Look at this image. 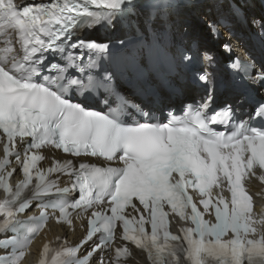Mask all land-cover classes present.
Listing matches in <instances>:
<instances>
[{"label":"snow or ice","instance_id":"6c2138e0","mask_svg":"<svg viewBox=\"0 0 264 264\" xmlns=\"http://www.w3.org/2000/svg\"><path fill=\"white\" fill-rule=\"evenodd\" d=\"M174 2L148 0L145 9L140 0H0V132L5 137L0 188L9 194L0 200V249L12 247L0 264H18L23 252L17 255L16 249L30 239L18 238L25 222L17 213L27 211L33 200L42 209L55 208V201H66L70 191L79 194L71 203L59 204L62 220L69 208L109 205L92 213L87 235L67 250L73 255L78 248L90 249L70 264H110L117 221L121 239L145 250L151 264H181L182 259L186 264H264V236L249 238L257 231L256 221L242 184V178L255 175L254 168L264 172V62L254 57L232 61V79L225 84L208 71L218 63L213 49L199 41H175L165 19ZM237 16L238 8L232 18ZM245 22L264 35V17H245ZM218 23L208 24L213 35ZM101 29L112 35H83V30ZM13 34L19 48L12 46ZM161 77L172 92L198 90L199 97L192 96L179 114L169 109L157 119L130 91L154 92ZM225 87L232 98L220 103ZM45 145L74 157L96 158V163L73 168L72 160H54L42 171L36 164L43 157L33 150ZM13 156L24 177L15 191L8 183L15 169L5 174ZM57 172L73 177L71 190L48 179ZM259 178L264 181V174ZM224 181L230 201L220 195L214 203L211 190ZM189 188L198 190L205 212L211 215L214 209L215 222L203 219ZM22 189L30 194L22 195ZM165 205L194 226L171 234ZM129 207L137 215H126ZM46 216L42 211L39 220ZM43 251L46 256L48 245ZM127 252V247L115 249L116 264Z\"/></svg>","mask_w":264,"mask_h":264},{"label":"bare ground","instance_id":"6f19581e","mask_svg":"<svg viewBox=\"0 0 264 264\" xmlns=\"http://www.w3.org/2000/svg\"><path fill=\"white\" fill-rule=\"evenodd\" d=\"M223 6V5H222ZM203 8H205V5H203ZM203 8L201 10H198V11H195V13L198 15V16H203L201 13H203ZM210 16H213V13H210L209 14ZM257 17H260L259 15H256ZM198 32L196 29L194 30V33ZM201 34V33H200ZM202 40H204L203 37H201ZM204 42V41H203ZM205 43V42H204ZM53 231H58L59 233L63 234L64 232H62L59 228H53L52 229ZM73 239L74 241H77L78 237L76 235H70L69 236V239ZM142 261V260H141ZM143 262V261H142Z\"/></svg>","mask_w":264,"mask_h":264}]
</instances>
